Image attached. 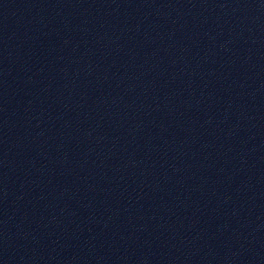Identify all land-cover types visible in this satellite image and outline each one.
Returning <instances> with one entry per match:
<instances>
[{
    "label": "water",
    "instance_id": "obj_1",
    "mask_svg": "<svg viewBox=\"0 0 264 264\" xmlns=\"http://www.w3.org/2000/svg\"><path fill=\"white\" fill-rule=\"evenodd\" d=\"M0 264H264V0H0Z\"/></svg>",
    "mask_w": 264,
    "mask_h": 264
}]
</instances>
